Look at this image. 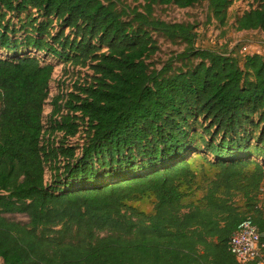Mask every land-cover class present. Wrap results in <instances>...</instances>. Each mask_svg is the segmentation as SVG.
I'll return each mask as SVG.
<instances>
[{
  "label": "trees",
  "instance_id": "trees-1",
  "mask_svg": "<svg viewBox=\"0 0 264 264\" xmlns=\"http://www.w3.org/2000/svg\"><path fill=\"white\" fill-rule=\"evenodd\" d=\"M136 1L0 0L3 264H237L232 232L248 217L264 231V56L199 49L196 24L155 16L205 5L226 27L236 0ZM248 1L233 27L264 33V0ZM155 34L184 45L179 67H151ZM29 53L88 71L53 97L48 128L54 65ZM55 133L80 135L79 154Z\"/></svg>",
  "mask_w": 264,
  "mask_h": 264
},
{
  "label": "rangeland",
  "instance_id": "rangeland-1",
  "mask_svg": "<svg viewBox=\"0 0 264 264\" xmlns=\"http://www.w3.org/2000/svg\"><path fill=\"white\" fill-rule=\"evenodd\" d=\"M141 1L136 0H120L118 3V10H122L123 7L131 9L136 7ZM250 2L248 0H236L228 9V24L226 27H220L214 20H207V10L205 5L198 6L193 9H179L176 7H158L155 11V16L159 19H162L167 22H190L197 25L196 33V47L199 49H211L223 54L233 53V55H240L243 51V48H246L245 54H260L264 56V33L260 31H236L234 26V21L237 16L242 14L244 10L249 9ZM10 16L8 15L7 18ZM26 14H21V18L25 19ZM15 24V29H17L18 22L17 18L13 20ZM17 27V28H16ZM57 29V27H56ZM18 31V38L23 39L24 32L22 30ZM159 52L152 58H150L151 67L157 70H160L166 65H170V69H175L181 64L176 61L177 56L183 52L184 45L179 41H170L164 37L155 34L154 35ZM248 48V49H247ZM24 48H19L18 52L21 54L24 52ZM248 51V53H247ZM10 52L0 49V56L6 57ZM12 53V52H11ZM30 55H36L44 62L52 63L54 65V71L52 79L49 84V95L45 103L44 112H43V122L44 127L48 128V119L52 111V99L53 97L60 95L64 91H69L73 83L77 80H82L88 71L85 68L73 67L69 63L60 62L56 59H53L51 56L44 55L42 53H29ZM241 56V55H240ZM177 63V64H176ZM63 134L55 133L51 139H54V147L58 146H67L75 147L76 155L79 154V147L82 145V138L78 137V134L74 137L63 139ZM59 163L61 167L64 164L63 158L58 155ZM45 182L50 183L53 176L54 170L47 166L45 170ZM154 198L149 195L143 197L139 203L146 209H151ZM139 207V206H138ZM9 220L26 222L27 217L21 214H5ZM0 264L3 262L0 260Z\"/></svg>",
  "mask_w": 264,
  "mask_h": 264
},
{
  "label": "built area",
  "instance_id": "built-area-1",
  "mask_svg": "<svg viewBox=\"0 0 264 264\" xmlns=\"http://www.w3.org/2000/svg\"><path fill=\"white\" fill-rule=\"evenodd\" d=\"M242 51L239 57L249 55L248 51V54H245L246 48H243ZM261 247H263V244L259 230L249 217L237 226L230 235L228 242V250L234 256L237 264H264Z\"/></svg>",
  "mask_w": 264,
  "mask_h": 264
},
{
  "label": "crops",
  "instance_id": "crops-1",
  "mask_svg": "<svg viewBox=\"0 0 264 264\" xmlns=\"http://www.w3.org/2000/svg\"><path fill=\"white\" fill-rule=\"evenodd\" d=\"M199 195V193L197 194ZM260 197H261V203L259 204L260 207H262L263 211V220H264V184H262L261 189H260ZM261 240L264 239V231H259Z\"/></svg>",
  "mask_w": 264,
  "mask_h": 264
}]
</instances>
